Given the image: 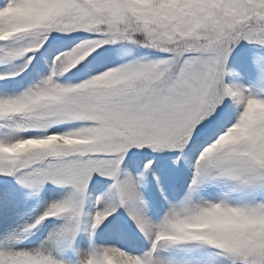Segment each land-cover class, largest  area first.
Wrapping results in <instances>:
<instances>
[{
    "label": "snow or ice",
    "instance_id": "obj_1",
    "mask_svg": "<svg viewBox=\"0 0 264 264\" xmlns=\"http://www.w3.org/2000/svg\"><path fill=\"white\" fill-rule=\"evenodd\" d=\"M65 39L73 43L52 51L46 76L0 94V205L17 197L9 181L26 196L49 184L67 189L31 222L0 233V264H264V53L243 57L259 92L229 79L242 42L264 49V0H4L0 66L23 63L0 72V80L20 76L38 50ZM109 44L130 46L122 55L132 58L80 83L59 82ZM193 145L184 197L153 220L144 211L142 175L121 179V172L134 171L148 150H179L178 163ZM138 163L145 173L156 166L152 159ZM97 176L113 180L97 204L118 202L90 216L81 246ZM206 189L214 194L201 195ZM120 208L147 241L140 254L95 239ZM50 219L61 223L38 246H18Z\"/></svg>",
    "mask_w": 264,
    "mask_h": 264
},
{
    "label": "rangeland",
    "instance_id": "obj_2",
    "mask_svg": "<svg viewBox=\"0 0 264 264\" xmlns=\"http://www.w3.org/2000/svg\"><path fill=\"white\" fill-rule=\"evenodd\" d=\"M4 0H0V4H3ZM56 35H66L57 33ZM72 37H76L77 33L70 34ZM86 37L88 34H84ZM73 39H65L59 43H55L49 47L47 52L38 50L39 58L33 60V64L29 66V70L22 73L20 76L10 77L7 80H0V94L4 92L16 93L23 91L30 84L34 83L39 78L46 76L49 73L50 60L52 51L58 47H62L66 44H72ZM105 51L100 57L92 59L81 71L76 72L70 70L58 77L59 82L64 84H76L85 79L90 78L91 75H96L98 72L105 70L108 67H116L128 59L131 56L122 55L125 47L128 45L122 44H109L102 46ZM141 52V51H140ZM264 53V49L258 48L254 45H250L246 42L238 47L234 52L232 58L229 61V68L236 73L234 77L229 79L234 82L243 84L246 87L253 88L254 91L259 92V84L257 81V74L253 69L250 62H246L243 57L247 56L250 61L254 54ZM32 56L33 53L27 54ZM133 55L140 56L139 51L135 50ZM147 55V54H146ZM23 61L19 60L11 68H0V72H12L22 65ZM260 95H264V92H259ZM233 114L236 109L232 106ZM68 126H60L61 130H65ZM23 135H33V133H24ZM71 143L72 141H65ZM29 145H20L19 148L23 149ZM198 145H193L190 148L185 149V155L180 158L176 163L179 156V150L165 149L158 152L148 150L143 155L138 156L135 163V170L132 168L124 167L120 174V178H125V173L132 175H142L140 191L143 194L147 207L144 209L146 214L153 220H159L168 209L169 201L177 202L181 200L186 191L187 185L190 182L193 168L192 163L196 158V148ZM141 150H137L140 152ZM140 159H152L156 161V166L151 172H144V169L139 165ZM155 175H154V174ZM159 177V183H157L156 177ZM4 178L0 177V181ZM17 193V197L11 204L5 202L0 205V233L10 231L22 227L24 224L31 222L36 216L41 214L47 205L53 201L62 198L67 193V189L60 188L54 185H46L38 194L32 196H26L27 190L21 189L15 185L13 181H9ZM113 180L97 176L88 189V197L84 208L83 224L80 236L78 237V244L85 246L88 240L87 225L90 216L99 210L102 206H110L113 203L118 202V197H113L110 200H105L103 205L97 204V197L103 196L112 191L111 185ZM213 189L204 190L201 195L209 196L213 195ZM167 198V199H166ZM60 220L50 219L46 221V227L44 231L39 235L33 232L26 239H24L19 247H35L43 241L48 234L59 224ZM45 226V225H44ZM95 239L97 243L120 247L125 251L133 252L134 254H140L147 247V241L137 230L135 224L128 217L126 211L120 208L112 217H109L107 221L97 230ZM71 258L72 253L68 251Z\"/></svg>",
    "mask_w": 264,
    "mask_h": 264
},
{
    "label": "trees",
    "instance_id": "obj_3",
    "mask_svg": "<svg viewBox=\"0 0 264 264\" xmlns=\"http://www.w3.org/2000/svg\"><path fill=\"white\" fill-rule=\"evenodd\" d=\"M242 44V43H241ZM137 51H139V55L140 56H142V55H146V54H148V52H147V50H137ZM141 51V52H140ZM19 60H16V61H14L13 63H11V64H8V65H3V66H0V68H11L12 66H14L17 62H18ZM45 225V226H44ZM45 227H46V221L41 225V226H39V228L37 229V230H35L34 232L36 233V234H41L43 231H44V229H45ZM66 255H70L68 252H66Z\"/></svg>",
    "mask_w": 264,
    "mask_h": 264
}]
</instances>
